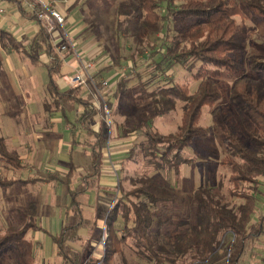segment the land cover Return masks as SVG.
I'll return each instance as SVG.
<instances>
[{
    "label": "trees",
    "instance_id": "trees-1",
    "mask_svg": "<svg viewBox=\"0 0 264 264\" xmlns=\"http://www.w3.org/2000/svg\"><path fill=\"white\" fill-rule=\"evenodd\" d=\"M13 3L24 18L38 25V31L26 44L0 31L1 48L22 53L32 67L45 70V91L50 101L43 103V111L49 115L59 114L65 120L69 113H75L79 127L87 135L84 145L91 164L89 174L77 178V167L71 164L64 178L50 174L42 179L65 185L70 198L64 226L58 234L50 236V240L64 264H95L91 249L77 251L71 245L82 241V229L93 227L82 212L81 198L94 188L100 177L103 144L107 139L103 130L107 132V128L103 123L102 131L94 127L99 112L81 96L80 88L61 90L58 82L64 75V57L57 53L50 35L35 14L26 11L22 2L13 0ZM160 10H164L163 16L158 14ZM139 14L143 17V37L165 32L164 43L150 55L155 68L167 75L166 71L172 66H180L198 86L192 94L187 85L172 82L148 90L146 83L139 79V93L149 100V108L142 112L139 126L123 129L118 138L142 133L144 141L138 149L130 150L131 161L137 163L141 157L153 172H171L178 178L182 166L190 162L183 151L192 139L205 138L209 132L208 128L198 126L203 108H212L220 101L229 102L230 110L217 109L213 113L220 141L227 148L220 165L230 171L229 195L244 202L236 209L229 208L221 199L220 186L200 187L195 192L191 214L175 220L173 215L179 207L171 190L160 188L147 174L130 179L129 189L123 186V180H117V195L104 212L108 234L100 264H109L114 255L121 254L127 241L132 242L137 255L146 264H215L216 251L226 234L233 237V241L226 244V263L240 264L247 243L264 237V213L254 219L259 190L253 188L254 194L240 190L242 184L258 185V179L264 178V61L251 56L248 59L250 72H245L243 58L248 31L244 25L237 24L235 18L264 21V0H133L117 7L118 18H136ZM173 23L178 25L174 33L170 28ZM254 47L257 52L264 53V44ZM42 55L47 62L42 61ZM223 73L237 77L229 91L217 81ZM252 73L261 77L254 79ZM119 87L123 86L119 84ZM178 103L182 104L178 130L166 135L153 130L152 121L168 115ZM21 111L11 114L15 116ZM0 161L10 168L21 167L20 157L7 149L1 136ZM19 183L18 180L0 179V188L7 189ZM35 217L33 209L30 222L22 228L9 222L5 235L0 237V249L16 241L24 246L26 233L40 230L33 222ZM117 221L121 223L120 234L114 226ZM25 246L20 261L30 264L33 260L30 244Z\"/></svg>",
    "mask_w": 264,
    "mask_h": 264
},
{
    "label": "rangeland",
    "instance_id": "rangeland-1",
    "mask_svg": "<svg viewBox=\"0 0 264 264\" xmlns=\"http://www.w3.org/2000/svg\"><path fill=\"white\" fill-rule=\"evenodd\" d=\"M53 1H55L53 7L63 18L62 27L72 44V47L70 46L62 57L65 60L67 58L75 59L77 62L74 70L65 76L84 74L74 54L76 51L80 55V59L94 65V69L89 72L91 80L86 82L85 87H80L81 96L88 99L96 107H103L105 104L110 112L111 133L109 134L108 130L107 132L103 130V135L107 139L103 144L102 164L106 173L103 178H109L113 183H100L98 185V193H102V197H106V193L112 196L104 199L107 200L104 212L113 202V196L117 194L116 180H123V186L129 189L130 179H136V176L142 174L152 177L160 188L172 191L179 207V210L173 215L175 220H178L181 216L191 214L195 206V192L198 188L204 186L210 188L220 186L221 199L229 208L236 209L243 204L242 199L229 195L232 188L229 182L230 171L220 165L221 159L227 153V148L220 141V132L213 115L217 109L230 110L231 104L229 102L220 101L212 108H203L198 126L208 128L209 132L205 138L192 139L183 151V156L189 159L190 162L182 166L178 178L171 172H153L151 168L146 166V162L141 157H139L137 163L131 161L129 157L130 150L138 149L137 146L144 141L142 133L135 132L125 140H119L118 138L123 129H132L139 126L142 112L147 111L149 108V100L139 93V79L146 83L148 90L172 82L187 85L189 92L192 94L198 86V82L194 81L190 74L180 66H172L170 70L166 71L167 75L155 68V62L150 55L164 43L165 32L143 37L141 34L142 14H139L136 18H118V5L122 2L132 3L133 0H78L76 5H74L76 0ZM24 7L29 11L28 6ZM158 14L163 16L165 12L160 10ZM235 20L237 24L244 25L248 31L243 58V68L248 73L250 72L248 59L251 56H257L261 61H264V53L257 52L254 47L255 44H264V21H251L250 19L243 21L238 17ZM177 26L176 23L171 24L170 28L173 33ZM60 32L62 31L60 30ZM62 42L59 39L53 44L57 46ZM12 57L9 66L18 69L20 79L17 77V81L19 80L23 90L24 99L20 98L19 101H16L11 97V92L5 89L6 81H3L4 85L1 83V97L7 104L0 107V113L3 112L4 117L0 118L2 120L0 122V135L6 139L8 148L13 146L12 137L17 134L15 131L35 132L36 135L41 134L44 130V132L52 131V129H48L47 125L49 123L46 124L38 116L42 115L47 118L46 120L58 116H51L43 111L42 103L50 101L45 91L47 77L44 69L30 67L25 57L20 54L17 56L12 55ZM46 61L44 59V62ZM163 68H166L165 64ZM20 72L24 74L21 75ZM26 74L35 80L36 89L34 91L25 79ZM252 76L254 79L261 77L257 73H252ZM236 79L237 77L232 74L223 73L217 81L221 82L229 91ZM104 84H106V87L103 86ZM119 84L123 87L120 88ZM66 88L69 89L70 87L67 86ZM27 104H29L28 107ZM181 106L182 104L178 103L168 115L152 121L151 128L163 135L174 134L180 125ZM19 109H22V112L20 117L11 122L12 129L5 114L17 112ZM27 115L33 116V118L27 121L25 119ZM7 117L10 119L9 116ZM77 119L78 116L72 112L67 115L66 120H62L61 126L67 129L69 135L66 137L59 134V139L63 145L65 143L71 144L72 141L77 143L71 150L76 152L75 162L82 168V171L78 173L79 177L85 174L90 167L88 156L81 154L82 147H84L82 145L87 141V135L79 127ZM102 123L99 115L97 121L94 122V127L102 131ZM49 138L51 139L49 142L52 144L53 140L51 137ZM21 154L25 163H27L26 151L21 152ZM41 156L38 153L35 156L39 166L35 161H30L39 169L32 172L33 175L30 176L27 171H10L9 165L0 161V179H31L32 177H46L50 174H58L61 178L64 177L65 166L57 163L52 167L49 164L53 163L51 162L52 159L50 162L44 163L43 160L41 161ZM38 185H41V183H38ZM49 186V188H43V186L31 188V185H18L7 190L0 189V237L5 235L9 222L18 228H22L30 222L33 209L36 214L33 222L46 231L44 233L38 230H30L23 238V242L30 244L29 251L33 259L30 264H64L56 253L49 232L57 233L62 227L63 212L69 199L60 185L50 184ZM253 188L259 190L256 195L257 212L254 217L256 219L259 214L264 213V178L258 179V185L242 184L240 190L241 192L243 190L254 194ZM94 195V192L91 191L82 199L84 216L93 222V227L81 233L82 241L78 245H71V247L77 251H89L91 249L92 262L96 264V261L102 256V248L99 244L103 235L105 234L107 238L108 233L104 222V212L98 217L96 216V206H94L93 201L98 200L94 198ZM100 202L99 199L98 204ZM167 216L169 215H165V217ZM114 226L117 234H120L122 231L120 221H117ZM231 241H233L232 235L226 234L216 251L215 264H227L226 244ZM25 245L21 246V243L16 241L15 244L0 249V264H22L20 257L22 251L26 249ZM109 264L146 263L137 255L132 242L127 241L125 246L122 247V253L114 255ZM240 264H264V237L256 242L247 243Z\"/></svg>",
    "mask_w": 264,
    "mask_h": 264
},
{
    "label": "crops",
    "instance_id": "crops-1",
    "mask_svg": "<svg viewBox=\"0 0 264 264\" xmlns=\"http://www.w3.org/2000/svg\"><path fill=\"white\" fill-rule=\"evenodd\" d=\"M18 1H20V0H18ZM20 2H22V1H20ZM0 7L4 10V14L2 16H0V31H5V32L10 33L13 36V38L17 42H19L21 44H26L29 41H31L32 38H34L35 34L38 31V25H36L34 22L29 21L26 18H24L20 14V12L17 10V7L13 3V0H0ZM57 37H58V35H56V34H54V36H52V37L50 36L52 44H53V42H55V40H57ZM8 52H10L11 54L9 53V55H7ZM19 54L22 57H24V55L22 53L13 51L12 49L9 50V51H5L0 46V85H1V83H2V85H4L3 81H6L5 89H7V90H9L11 92V97H13L16 101L18 99H20V98L24 99L23 90H22V88L20 86L19 80L17 81V77L18 78L20 77L19 73L17 72L18 69L13 68L11 65L9 66V64H10L9 61H11V59L13 58L12 55H14V56L16 55L17 56ZM41 59H42L43 62H44V59H46L48 61V59L44 55L41 56ZM77 60L79 62L78 58H77ZM76 65H77V62H76L75 59H68L67 58V60H65V58H64L63 68H62V70L64 72V75H63L62 79H60L59 82H58L61 90H63V91H65V90H74V89H70V88L67 89L66 88L67 84H66V79H65L66 76L65 75H67L72 70H74ZM30 67H32V66L30 65ZM23 74L24 73H21V75H23ZM45 74H46V72H45ZM25 79L29 82L28 83L29 86L34 91V89H36L34 78H31L30 76H27V74H26ZM46 84H47V80L45 82V86H46ZM7 90H6V92H7ZM2 98L3 97H1V93H0V107H2L3 105L7 104V102L4 99H2ZM26 102H24V103H26ZM22 106H23V103H22ZM24 106H26V105H24ZM28 106H29V104H27V107ZM42 107H43V103H42ZM19 110H17V111H19ZM21 112L17 113L15 116H13L11 113L10 114L9 113L5 114L6 115L5 117H6V119H8V122H9L10 127L12 129H13V126H12L11 122L14 121L15 119H17L18 117H20ZM53 115H55V116L58 115V116L57 117H51L50 120H46L47 118H45L42 115L38 116L39 119H41L46 124H47V122L49 123L47 125L49 127L48 129H50V130L52 129V131L44 132L45 131L44 130L39 135H36L35 132L25 133V132H22V130H20V132H16L15 131V133H17V134H16V136L12 137V140L14 141V143L12 142L13 146L11 148H8V145H7V142H6L7 149L15 151L17 153V155L20 157V165H21V167L20 168H10L11 169L10 171H13V170L27 171V172H29V176L33 175L32 172H36V170H39V169H38V167L35 164L33 165V163H30V161H35V163L39 166V162L37 161V157H35L37 155V153H38V155H42L41 156V161L43 160L44 163H48L52 159L51 162H53V163H49V164L52 165V167H53L54 164H57V163L65 166L66 171H65L64 176L67 174L68 169H69L71 164H74L77 167V169H76L77 178H79V177L84 175L83 174V175L78 177V173L82 171V168H80L81 166H79L75 162V153L76 152L71 150V149H73L75 147V145H77V143L72 141L71 144L65 143L63 145V143L59 139L60 138L59 134H63L66 137H68V135H69L67 133V129L63 128L61 126L62 125L61 124L62 120L64 118L61 117L59 114H53ZM53 115H51V116H53ZM7 116H9L10 119ZM2 117H3V112H2V114L0 113V118H2ZM31 118H33V116H29V115L25 116V119L27 121H30ZM1 121L2 120H0V122ZM4 122H5V120L3 121V123ZM46 124H45V129L47 128ZM20 127H22V126H20ZM49 137L52 138L54 144L53 143L51 144L49 142L51 140ZM2 138L6 141V139L4 137H2ZM125 139H127V138H123V139L119 138V140H125ZM82 146H84V147H82L83 150H82L81 154L85 155L86 157L88 156L89 167H90L89 170L85 174H89L91 172V164H90L89 154H88L86 146L85 145H82ZM55 147H56V149H55ZM39 150H40V153H39ZM24 151H26V154H27V163H25V161L23 159V156L21 154V152H24ZM54 151H55V153H54ZM55 155H56V157H55ZM103 169H104V165L102 164L100 177L96 181V184H95L94 188L91 189L90 191H88L81 198V202H82V199L89 192H91V191L94 192V194H95L94 198H96L98 200V201H95V200L93 201V203L95 204L94 206H96V212H97L96 216L97 217L100 214H103V212H104V209H105V206H106L105 202L107 201V200H104V199H106L108 197H112L111 194H109V193L105 194L106 197H102V193H98V188H99L98 185H100V183H113V181H111L109 178H103L104 175L106 174ZM116 174H117V172H116ZM44 178L45 177H41V178L32 177L31 179H25V178L16 179V180L20 181L21 183L12 185L11 187L18 186V185H21V186L31 185V188H35V187L39 188V186H43V188H49L50 184H52V185L58 184L64 189V192L66 193V195H67V197L69 199V202H70V198H69V195H68V192H67V189H66L65 185H63V184H61L59 182H54V181H44V180H42ZM12 180H14V179H12ZM117 180H116V184L118 182ZM38 183H41V185H38ZM11 187H9V188H11ZM9 188H7V189H9ZM0 189H2V188H0ZM7 189H3V190H7ZM116 192H117V187H116ZM116 195H114V196H116ZM98 197H100V198H98ZM99 199L101 201L100 204H98L99 203ZM69 202H68V205H69ZM67 206H66V208H67ZM66 208L64 209V212H63V224H62V227L60 228V230L57 233L49 232V236H53V235L58 234L61 231V229L63 228L64 221H65ZM82 212L84 214L83 205H82ZM85 218H87V217H85ZM87 219L90 220L89 218H87ZM92 224H93V222H92ZM37 226L40 228V230H39L40 232L46 233L44 228H42L39 225H37ZM86 231L87 230L82 229L80 231V236L82 235L81 233H84Z\"/></svg>",
    "mask_w": 264,
    "mask_h": 264
},
{
    "label": "built area",
    "instance_id": "built-area-1",
    "mask_svg": "<svg viewBox=\"0 0 264 264\" xmlns=\"http://www.w3.org/2000/svg\"><path fill=\"white\" fill-rule=\"evenodd\" d=\"M22 7L25 9L24 6H28L29 12L35 14L36 18L41 22L46 32L52 37L54 34L58 33V37L56 41L61 39L63 42L60 45H55L57 53L61 56L66 53L69 47L72 45L70 38L66 34L65 30L63 29V18L61 15L55 11L53 4L55 1L53 0H22ZM26 10V9H25ZM27 11V10H26ZM4 14V10L0 7V16ZM60 30L62 32H60ZM54 42V43H55ZM72 47V46H71ZM75 56L79 59V64L81 69H83L84 74H76L74 76L65 77L66 84L70 89L85 87L86 82L91 80L89 72L94 69V65L91 62L83 61L80 59V55L78 52H74ZM106 87V84L103 85ZM93 105V104H92ZM95 109L99 112L101 116V120L103 125L111 133V123H110V112L107 109L106 105L104 104L103 107H96L93 105ZM106 236L105 234L102 237V240L99 246L104 249L106 243ZM99 264L102 262V256L99 258Z\"/></svg>",
    "mask_w": 264,
    "mask_h": 264
}]
</instances>
